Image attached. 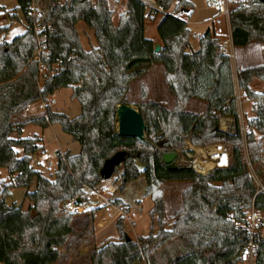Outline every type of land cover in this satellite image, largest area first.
<instances>
[{
    "label": "trees",
    "instance_id": "trees-1",
    "mask_svg": "<svg viewBox=\"0 0 264 264\" xmlns=\"http://www.w3.org/2000/svg\"><path fill=\"white\" fill-rule=\"evenodd\" d=\"M153 1L164 10L178 1L174 12L164 13L156 26L162 41L158 52L153 50L154 41L144 35L143 0H126L127 15L121 13L116 25L107 0H95V5L89 0L66 3L50 0L45 19L51 27L43 30L49 50L41 57L47 76L39 88L38 61L33 60L37 40L29 15L32 0H16L26 28L10 41L0 39V168L5 167L12 177L7 184L0 180V264H51L58 259L59 247L73 232L69 222L72 213L65 210L68 215H64L62 203L81 197L84 186H94L100 181L99 169L108 156L105 153L96 157V117L103 107L106 114L99 129L105 137L112 135L116 106L125 102L129 82L140 78L155 64L161 66L162 78L174 95L176 106L167 109L151 101L139 104L137 109L145 123L146 137L121 146L126 150L120 164L119 186L122 191L128 181L144 177L146 194L153 202L148 212L150 231L126 240L124 219L118 217L115 227L120 237L91 251L90 264H238L246 237L233 227L228 213L239 215L250 201L254 185L240 132L228 134L218 125L217 113L232 116L238 124L230 57L221 50L211 28L199 35L198 48L192 49L187 22L174 14L181 8L192 12V1ZM4 10L0 4V14ZM78 21L93 30L96 46L89 50L80 42ZM229 23L234 47L264 42V1H240L231 10ZM7 28L0 26V35ZM53 63L59 67L50 73ZM253 77L264 79V64L246 66L236 72L237 88L253 102L254 114L247 120L245 133L251 163L261 153V141H256L255 132L264 138V94L249 87ZM66 87L71 88V97L80 104L79 115L69 117L45 103L43 114L20 117L30 104L47 101L50 94ZM193 99L204 101L202 114L184 109ZM26 124L41 128L59 124L80 145L77 154L57 151L53 179L30 164L32 155L43 150V145L36 134L21 137ZM185 140L200 146L228 144L231 158L226 166L215 167L206 174L187 165L168 168L162 154L182 147ZM136 161L143 167L139 168ZM165 181L190 183L169 223L164 218L162 197L154 194ZM32 183L34 189L24 194L31 202L26 210L5 203L11 187L27 188ZM165 223L169 227L164 228Z\"/></svg>",
    "mask_w": 264,
    "mask_h": 264
},
{
    "label": "rangeland",
    "instance_id": "rangeland-1",
    "mask_svg": "<svg viewBox=\"0 0 264 264\" xmlns=\"http://www.w3.org/2000/svg\"><path fill=\"white\" fill-rule=\"evenodd\" d=\"M67 1L69 0H58L60 3H66ZM89 1L92 5H95V0ZM125 1L126 0H107V5L111 10L114 9V11L118 10L119 8L125 9ZM190 1H192L194 5L192 12L189 10L182 11L179 9V11L175 12L174 14L187 22L190 29L189 40L192 49L195 50L198 48L199 35L203 34L207 28L213 29V32L218 38L221 46L222 41L229 39L230 23L227 24L226 21L221 17H217L215 11L206 6L205 0ZM240 1L242 0H235L232 9L233 7H236ZM0 4L5 8V10L0 14V26H8L6 32L0 35V39L10 41L15 36L24 32L26 23L22 12L17 8L16 0H0ZM32 4L33 11L35 13V18H33V20L35 21V24H37V28L40 29L41 26L49 22L45 19V16L48 6L50 5V0H32ZM52 4L53 3H51V5ZM177 4L178 1H174L168 7V9H175ZM12 14H15L16 17L11 18ZM163 14L164 13L153 12L151 18H144L145 35L147 38L153 40L159 38L157 35L156 26ZM76 30L80 42L85 50H89L92 46H96L93 30L88 28L84 22L78 21L76 23ZM263 43L264 42L259 43L257 41H252L245 47H234L233 50H235V55L237 56L236 61H238L239 56L241 55L245 63V67L264 64V49L261 46ZM43 55L46 56L47 52H45ZM231 59L234 60V58ZM58 67V63H53L50 65L51 71L54 69L57 70ZM234 68H236V66L231 62V72H233L232 76L234 74ZM237 87L238 86L236 85L235 91L237 90ZM249 87L255 93L264 94V79L253 77L250 81ZM53 98L56 101L54 104H51L53 109L62 111L69 117H75L79 115L80 104L77 99L71 97L70 87L57 90L55 95H49L48 100ZM146 101L160 103L167 109H172L176 106V99L174 95H172L171 91L168 90L167 84L162 78V68L158 64L149 67L140 78L131 80L125 93V103L130 104L136 109L139 104H143ZM200 101L201 100L196 99L190 100L186 103L184 109L194 113L202 114L205 109V103L202 101L204 106H201ZM240 101L242 112L236 103L238 125L240 126L241 124H244L246 126L247 120L254 114L252 111L253 102L244 96V94L241 95ZM23 113L24 111L21 113L20 117L23 116ZM105 114L106 111L103 109V107H101L95 121L96 129L94 149L96 151V157L98 158L103 156L105 153H108L107 157H109L118 150H126L121 148V146L125 143L132 142L131 138L125 139L115 135L114 132L112 135H106L107 137L101 133L99 127L104 122ZM29 128L36 130L33 125H29L27 129L23 130L21 137L32 136L28 130ZM245 133L241 135V137L246 164L247 162L250 163L249 165L247 164L248 171L251 175V178L253 174L259 181L264 183V138L261 139L260 135L255 132L254 135L256 141H261V153L257 156L258 159L251 163L247 143L245 141ZM42 136L43 138L41 139L40 144L43 145V150H40L34 153L35 155H32L30 164L34 170L39 171L43 176L53 179L57 162L56 153L59 151V147L64 150H68L71 154H77L80 150V145L78 141L74 140L70 134L64 132L58 124H56L53 129L45 130ZM215 145L222 146V149L227 152L228 164L231 158V150L228 144L216 142L200 146L194 145L189 140H185L184 145L175 150L178 153L176 164L190 166L196 172L202 173L194 167V161L198 156L196 154V148L206 149L207 147ZM16 149L19 152V156H22V149L20 147ZM49 162H51L50 165ZM135 163L139 168L143 167L140 162L136 161ZM215 167L219 166L216 165L213 168ZM210 170L203 172L202 174H206ZM121 172V165H118V167L115 168L113 175L109 179L99 181L96 185H94L99 191H106L104 197L107 200L100 202L96 206L88 205L81 213H72L71 216H69V222L73 227V232L66 237L64 244L59 247V257L51 264H90L91 251L106 241L117 240L120 237V234L117 232L115 227V222L120 216L124 219L123 226L125 233L131 239H136L139 235H145L150 231L151 222L149 214L146 211L151 205L153 206L150 196L149 198L152 203L150 200L143 202L141 211L137 207V205H139L141 202L139 199L142 196L141 191L143 186L141 188V185H146L145 179L142 176L130 180L125 184L124 189L121 191L119 188L121 184ZM0 180H2L5 184L11 182L12 180V177L8 174L5 167L0 168ZM189 185L190 183L187 181H165L162 182L159 187H157V193L154 191V194L160 195L163 199L164 218L168 220L167 223H169L170 217L173 215V213L180 207L182 202V192ZM85 187L86 186H84V188ZM33 189L34 183H32L27 188L11 187L9 189L10 194L5 198V203L7 205L15 204L17 206H21L23 210H26L31 202L25 198L24 194L26 191H32ZM110 189L114 191L112 194L109 193L111 192ZM145 195H147L146 189ZM116 196L124 200L126 203H124L121 199L120 202L116 203L115 200L119 199ZM129 204L133 206L132 214H130L131 207ZM246 206L247 204L244 205L242 209ZM65 210L66 209L64 208V215H68ZM120 212L125 214H120ZM139 214H141V219L139 220V224L136 225V222L132 219L137 217ZM167 223L164 224V228L169 227ZM152 230L153 232L157 230L155 223L153 224Z\"/></svg>",
    "mask_w": 264,
    "mask_h": 264
},
{
    "label": "built area",
    "instance_id": "built-area-1",
    "mask_svg": "<svg viewBox=\"0 0 264 264\" xmlns=\"http://www.w3.org/2000/svg\"><path fill=\"white\" fill-rule=\"evenodd\" d=\"M146 4V10L144 12V18H151L153 12L159 13H173L174 9L164 10L160 5H157L153 0H143ZM235 0H205V4L208 8L215 11L217 17H221L229 24V15L232 10V6ZM33 4H31V10L29 15L33 21V30L37 40V48L33 53V60L38 61L37 72V84L41 88L46 76V64L42 62L41 57L45 52L48 53L46 48V33L44 29H50V23L47 22L40 29L37 28V24L33 18L35 13L33 11ZM50 47H54L52 42H49ZM221 50L229 55L230 59L234 58V46L231 40V32L229 33V39L222 41L220 46ZM55 72V69L50 73ZM243 93L240 90L235 91V102L238 108L240 107V99ZM52 103L54 100L41 101L39 106L44 108L45 103ZM219 129L228 134H235L237 130L241 135L245 133L247 127L244 124L240 126L236 124L233 117L224 115L223 113H217ZM178 158V157H177ZM227 164V163H226ZM225 164V165H226ZM249 165L250 163L247 162ZM50 165V164H49ZM221 166V165H219ZM256 175V174H255ZM100 181H104L100 179ZM252 181L254 185L253 195L248 202L247 206L241 209L239 215H236L233 211L228 213V219L232 222L233 227L244 233L246 242L240 248L238 264H264V183L259 181L256 176L252 174ZM110 188V187H109ZM112 194L114 191L110 189ZM105 190L99 191L96 186H86L83 189L82 197L76 199H68L62 203L67 211L71 213H81L86 209V206H96L100 202L107 200L104 197ZM79 200V202H77ZM125 214L120 212V214Z\"/></svg>",
    "mask_w": 264,
    "mask_h": 264
},
{
    "label": "water",
    "instance_id": "water-1",
    "mask_svg": "<svg viewBox=\"0 0 264 264\" xmlns=\"http://www.w3.org/2000/svg\"><path fill=\"white\" fill-rule=\"evenodd\" d=\"M264 1V0H261ZM182 11H188V9H183ZM153 50L158 52L160 50V44L154 43ZM115 129L114 134L123 138H131L142 141L145 139V123L141 113L138 109L132 107L128 103H119L116 106L115 111ZM178 153L176 151H168L162 154V159L168 168H176V159ZM125 159V152L123 150H118L114 152L111 156L105 158L99 169V176L102 180L109 179L115 170V167L120 165ZM79 202V200H77ZM125 239L131 240V238L125 233Z\"/></svg>",
    "mask_w": 264,
    "mask_h": 264
},
{
    "label": "crops",
    "instance_id": "crops-1",
    "mask_svg": "<svg viewBox=\"0 0 264 264\" xmlns=\"http://www.w3.org/2000/svg\"><path fill=\"white\" fill-rule=\"evenodd\" d=\"M113 11V15H112V22H113V24L114 25H116L117 24V22H118V19H119V15L121 14V13H124V14H126L127 15V9L125 8V9H122V8H119L118 10H115L114 11V9L112 10ZM116 15V16H115ZM116 17V18H115ZM144 35H145V29H144ZM158 35V34H157ZM146 36V35H145ZM159 37V36H158ZM153 40V39H152ZM154 41V43H159L160 44V47H161V45H162V41H161V39L160 38H158V39H154L153 40ZM262 46V48L264 49V43L261 45ZM260 48V47H259ZM259 53H260V49H259ZM234 55H235V50H234ZM236 59H237V56L235 55L234 56V60H232V59H230V60H232L231 62H232V64H234L235 66H236V68H234L235 70H234V74H233V81H234V84H235V86L237 85V79H236V72H237V70L238 69H240V68H243V67H245V63H244V61H243V59H242V57H241V55L239 56V59H238V61H236ZM244 63V64H243ZM237 65H238V67H237ZM233 73V72H232ZM59 90V89H58ZM237 90H239L238 88H237ZM57 91V90H56ZM55 91V92H56ZM55 92L54 93H52V94H50L51 96H53V95H55ZM49 97V96H48ZM52 100H54V102H52V103H49L50 104V106H51V104H54L56 101H55V99L53 98ZM40 102L41 101H37V102H34V103H32V104H30L27 108H26V110L24 111V113H23V116H22V118H25L26 116H29V115H39V114H43V112H44V108L42 107V106H39V104H40ZM200 103H201V106H204L203 105V102L202 101H200ZM199 103V104H200ZM240 107H241V104H240ZM51 108H52V106H51ZM53 109V108H52ZM54 110H56V109H54ZM241 112H242V108H241ZM29 125H33V124H26L24 127H23V129H22V132H23V130H25V129H27L28 128V126ZM56 124H50L49 126H47V127H45V128H41L40 126H37V125H33V127L34 128H36V130L35 129H28L29 131H30V133L33 135V134H36V135H38V136H40L41 137V139L43 138V133H44V131L45 130H47V129H53L54 128V126H55ZM59 125V124H58ZM60 126V125H59ZM61 127V126H60ZM62 129V128H61ZM59 151L60 152H63V151H65L64 149H62V148H60L59 147ZM33 155H35V154H33ZM49 164H51V162H49ZM140 177H142V176H140ZM146 182V181H145ZM146 184V183H145ZM142 186H143V188H142ZM141 188H142V191H141V194H142V196L139 198L140 200H141V202L139 203V205H137V207L140 209V211L142 210V208H141V206H142V204H143V202H145V201H147V200H150V198H149V196H147V195H145V189H146V185H141ZM117 197V196H116ZM117 198H119V197H117ZM119 199H121V198H119ZM138 199V200H139ZM122 200V199H121ZM137 200V201H138ZM124 203H126L124 200H122ZM150 202H151V200H150ZM152 203V202H151ZM130 205V204H129ZM130 207H131V209H130V214H132V212H133V206L132 205H130ZM152 208V205L149 207V208H147V213L149 212V210ZM141 219V214H139L137 217H134L132 220H134L135 222H136V225H138L139 224V220Z\"/></svg>",
    "mask_w": 264,
    "mask_h": 264
},
{
    "label": "bare ground",
    "instance_id": "bare-ground-1",
    "mask_svg": "<svg viewBox=\"0 0 264 264\" xmlns=\"http://www.w3.org/2000/svg\"><path fill=\"white\" fill-rule=\"evenodd\" d=\"M196 160L194 167L200 172H206L214 166L225 165L228 161V154L222 146L215 145L204 148H196Z\"/></svg>",
    "mask_w": 264,
    "mask_h": 264
}]
</instances>
